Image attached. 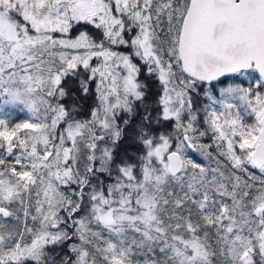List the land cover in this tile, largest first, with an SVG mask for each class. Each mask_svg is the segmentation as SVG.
Here are the masks:
<instances>
[{"label": "snow or ice", "instance_id": "snow-or-ice-1", "mask_svg": "<svg viewBox=\"0 0 264 264\" xmlns=\"http://www.w3.org/2000/svg\"><path fill=\"white\" fill-rule=\"evenodd\" d=\"M0 264H264V0H0Z\"/></svg>", "mask_w": 264, "mask_h": 264}]
</instances>
